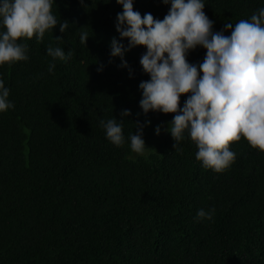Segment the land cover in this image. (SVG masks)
I'll list each match as a JSON object with an SVG mask.
<instances>
[{
	"label": "trees",
	"instance_id": "1",
	"mask_svg": "<svg viewBox=\"0 0 264 264\" xmlns=\"http://www.w3.org/2000/svg\"><path fill=\"white\" fill-rule=\"evenodd\" d=\"M203 2L213 31L225 35L226 24L264 8V0ZM133 7L162 20L170 4ZM52 11L69 23L65 33L57 25L40 42L19 41L28 60L0 66L14 105L0 112V264H264V152L242 138L231 144L236 159L226 171L204 168L187 132L173 147L166 129L174 114L140 108L139 84L150 79L140 64L146 48L125 53L128 67L110 55L122 5L53 0ZM53 43L73 55L53 61ZM205 55L198 46L187 59L198 65ZM125 109L130 116H121ZM112 118L124 121L122 147L101 127ZM144 119L149 149L138 155L129 136ZM200 209H215L213 218L197 219Z\"/></svg>",
	"mask_w": 264,
	"mask_h": 264
},
{
	"label": "clouds",
	"instance_id": "2",
	"mask_svg": "<svg viewBox=\"0 0 264 264\" xmlns=\"http://www.w3.org/2000/svg\"><path fill=\"white\" fill-rule=\"evenodd\" d=\"M123 7L117 14L116 31L120 40L110 42L112 57H120L122 67H128L124 55L142 46L146 52L140 58L143 71L150 76L142 81L140 108L174 114L166 131L175 141L173 147L185 138L187 132L196 145V159L202 166L216 173L226 171L236 159L231 144L244 138L253 149L264 152V8L250 19H241L225 25L230 35L213 31V21L205 14L203 0H162L170 9L164 18L151 13L143 16L135 11L133 0H116ZM53 0H0V66L27 61L28 46L21 40L35 38L40 42L46 33L59 25L65 33L69 23H59L52 11ZM89 35L80 36L86 45ZM127 39L125 46L120 41ZM53 36V42L62 41ZM50 44L46 51L53 61H66L73 52ZM198 46L206 49L203 62H188V53ZM55 63L48 72L52 73ZM102 68H98L101 71ZM187 99L181 107V97ZM9 89L0 79V112L14 107L8 100ZM130 110L121 116H130ZM123 120L115 118L101 121L106 138L115 146L125 143ZM145 124L137 122L138 131L129 136L130 148L145 155L142 138ZM159 135L161 127L157 126ZM215 209L197 213L199 220H211Z\"/></svg>",
	"mask_w": 264,
	"mask_h": 264
},
{
	"label": "rangeland",
	"instance_id": "3",
	"mask_svg": "<svg viewBox=\"0 0 264 264\" xmlns=\"http://www.w3.org/2000/svg\"><path fill=\"white\" fill-rule=\"evenodd\" d=\"M144 121L146 122V121H150V120H148V119H144ZM150 126H151V121H150V123H149V124H146V128H147V129H149V128H150Z\"/></svg>",
	"mask_w": 264,
	"mask_h": 264
}]
</instances>
